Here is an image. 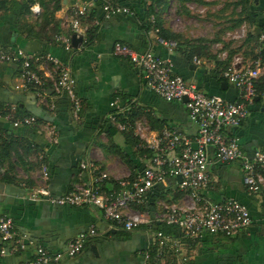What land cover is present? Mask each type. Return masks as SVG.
Listing matches in <instances>:
<instances>
[{"label":"crops","instance_id":"crops-1","mask_svg":"<svg viewBox=\"0 0 264 264\" xmlns=\"http://www.w3.org/2000/svg\"><path fill=\"white\" fill-rule=\"evenodd\" d=\"M102 1L38 0L42 11L36 16L30 11V0H0V46L29 55H51L67 64L82 102L78 119L72 118L66 97L56 98L50 111L33 92L15 88L21 82L17 67L0 64V111H8L6 115H9V121L0 120L1 132H5L0 134V217H10L15 233L33 243L21 253L0 258V264H27L35 258V245H42L51 253H64L67 243L90 227L96 229L97 235L88 240L78 256L64 257L62 264H152L144 259V253L154 247L148 231H157V225L164 223L159 219L166 206L191 205V198L178 188V179L154 186L147 193L145 211L132 207L133 213L147 214L148 223L133 232H125L110 229L97 208L54 206L44 200H29L28 191L41 185L38 153L46 151L48 190L58 197L70 191L73 184L86 183L92 178L90 172L80 170L81 161L92 163L108 174L106 191L120 180L134 179L148 164L151 153L141 148L136 133L121 131L109 120L114 110L128 111L129 119L142 128L146 137L159 135L169 128L196 144L197 127L190 121L184 102H166L149 90L141 70L128 59L113 54L115 43L126 45L138 54L151 52L170 61L174 72L195 84L201 92L227 101H234L238 93L220 79L221 68L232 65L236 58L247 64L258 50L253 37H247L242 43H213L218 45L217 49H212V53L207 51L208 55L206 50L192 47L193 41L171 48L160 41L174 42L162 39L148 25L147 6L152 4L149 0H115L129 12L117 13L108 19L104 18ZM251 1L262 23L264 0ZM75 4L89 7L88 16L81 22L78 36L82 43L78 48L71 45L70 14ZM252 24L244 22L243 25L256 29ZM58 37L69 39L68 49ZM194 57L202 64H194ZM258 83L262 92L249 106L248 118L240 127L228 131L237 138L247 158L257 150H264V86L261 85L264 73ZM25 116L36 117L37 124L13 125L16 119ZM49 126L57 132L55 143L48 141ZM208 154L210 183L199 194L216 203L228 199L238 201L248 209L252 224L231 237L204 234L195 242L183 240L178 257L174 253L165 254L158 264H264L261 221L264 191L256 196L246 193L241 161L214 163L212 148ZM174 234L164 236L178 237Z\"/></svg>","mask_w":264,"mask_h":264},{"label":"built area","instance_id":"built-area-1","mask_svg":"<svg viewBox=\"0 0 264 264\" xmlns=\"http://www.w3.org/2000/svg\"><path fill=\"white\" fill-rule=\"evenodd\" d=\"M30 11L39 16L41 7L38 0H31ZM104 18L108 19L117 13H128L129 9L115 0H103ZM89 14L86 4H75L71 9L70 26L73 34H80L82 20ZM152 21L154 18L152 17ZM158 31V30H156ZM82 33V32H81ZM66 49L69 39L57 38ZM166 44L165 41H160ZM258 42L264 45V27L258 31ZM168 46L175 47L174 43ZM113 54L128 59L138 67L143 75L145 86L166 102L183 101L188 117L197 127L194 143L197 149L191 148V141L181 133L169 128L159 135L146 137L141 127L129 119V112L118 110L109 115V120L121 131H134L140 138L141 148L150 151L148 164L134 179H123L116 182V187L108 191L104 186L109 181L107 173L100 171L94 164L81 161L79 168L91 173L89 182L72 185L66 194L55 197L48 190L49 170L46 163V151L38 153L41 173V185L29 190V200H44L54 206L94 207L101 211L110 229L133 232L142 224L148 223L147 214L131 212L132 207L147 203V193L156 185H165L168 179L181 178L178 188L191 198L188 207L169 205L159 219L167 225H173L180 231V237L168 238L159 231H148L153 250L144 253V259L152 264L161 263L165 254L179 256L183 240L195 242L204 234L231 237L251 226L252 219L248 209L238 201L228 199L216 203L199 194L210 183L209 167L211 161L208 151L213 149L214 163H231L241 161L242 184L250 196L264 191V150H257L251 158L244 157L236 137L231 136L230 129L240 127L248 118L249 106L254 102L255 83L264 73V60L261 49L253 59L244 64L240 58L220 70V77L237 90V100L227 101L220 96L207 95L193 83L187 82L176 74L170 61L151 52L138 54L128 46L115 43ZM196 65L202 64L197 57ZM0 64L14 65L18 69L19 85L17 90L31 91L36 99L48 110L54 109L56 98L66 97L70 103L73 119H78L82 111V102L76 93L75 80L70 67L51 55H29L22 51H13L0 46ZM241 67H236L237 65ZM117 102L112 103L115 106ZM0 120L9 121V115L0 113ZM37 124L34 116H25L13 122L15 127H31ZM56 130L48 127V141L55 143ZM26 187V183L22 182ZM264 224V198L262 201ZM153 223L152 221H149ZM97 235L96 229L90 227L80 233L66 245L64 253H51L42 245H35V258L27 264H62L64 257L74 258L84 249L91 237ZM33 243L26 236H18L14 231L13 220L3 215L0 217V258L15 255L26 250Z\"/></svg>","mask_w":264,"mask_h":264},{"label":"rangeland","instance_id":"rangeland-1","mask_svg":"<svg viewBox=\"0 0 264 264\" xmlns=\"http://www.w3.org/2000/svg\"><path fill=\"white\" fill-rule=\"evenodd\" d=\"M245 1L151 0L150 2L153 12L156 13L153 15L154 21H157L160 28L174 38L171 40L175 46L179 47L181 43L183 45L193 41L195 43L192 47L206 50V53L217 49L218 45L213 43H242L251 36V28L243 25L245 22L243 19L246 17L243 12ZM214 39L216 40L213 41ZM166 43L169 44L168 41Z\"/></svg>","mask_w":264,"mask_h":264},{"label":"trees","instance_id":"trees-1","mask_svg":"<svg viewBox=\"0 0 264 264\" xmlns=\"http://www.w3.org/2000/svg\"><path fill=\"white\" fill-rule=\"evenodd\" d=\"M149 1H151V0H149ZM29 3L31 4V0H30ZM248 4H250L249 7H248ZM253 7H254V3L251 0H246L245 1V7H244L243 12L246 15V17L243 20H245V22H247L250 25L252 23L254 24V25L252 24V26H255L254 28H256V29L252 30L251 36H249V38L253 37L255 39L254 41H257V45H258L257 47H258V49H261V56H262V59L264 60V45H260L259 42H258V31H260L264 27V17H263V21L261 23L260 19H259V15H258V13H256L254 11ZM153 15H156V14H155V12H153L152 4L151 5L148 4V6H147V18L149 19V24L148 25H150L154 30H158V33H159V35L161 36L162 39H164V40L174 39L172 36H169L166 31H164L163 29L160 28L159 23L157 21H154V20L151 21V16H153ZM225 67H223V68H225ZM220 79H222V78H220ZM261 85L264 86V83H262ZM255 89H256V94L257 95L260 94V92H262V88H260L258 80L255 83ZM235 100H237V97H236ZM0 113L3 114V115H6L8 113V111H4L3 110V111H0ZM4 133H3V131L1 132V129H0V134H4ZM138 143H139V141H138ZM147 152L151 153L150 151H147ZM7 176L8 175H5V179L8 180ZM262 176L264 177V171L262 172ZM107 184H108V181L105 183L104 188H106ZM115 185H116V183H115ZM145 205H147V203ZM145 205L138 206L139 210L145 211L143 209V207ZM162 224H165V223H160L159 225H157V229H156L157 231L163 233L164 235H166V234H172L173 235L175 233L176 236H178V237L181 236L180 235V231L178 230V228L176 226L165 224V225H167V227L165 225H164V227H162L163 226Z\"/></svg>","mask_w":264,"mask_h":264},{"label":"water","instance_id":"water-1","mask_svg":"<svg viewBox=\"0 0 264 264\" xmlns=\"http://www.w3.org/2000/svg\"><path fill=\"white\" fill-rule=\"evenodd\" d=\"M82 43V38L81 36H78L77 34H73L72 37H71V45L73 48H78ZM223 88H226V84H223L222 85ZM187 99L186 98H183V102H186ZM191 148L196 150L197 149V144H192L191 145ZM179 181H181V178L178 177L177 178Z\"/></svg>","mask_w":264,"mask_h":264}]
</instances>
